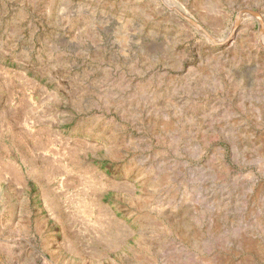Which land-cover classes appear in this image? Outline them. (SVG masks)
I'll list each match as a JSON object with an SVG mask.
<instances>
[{
	"label": "rangeland",
	"instance_id": "1",
	"mask_svg": "<svg viewBox=\"0 0 264 264\" xmlns=\"http://www.w3.org/2000/svg\"><path fill=\"white\" fill-rule=\"evenodd\" d=\"M0 264H264V0H0Z\"/></svg>",
	"mask_w": 264,
	"mask_h": 264
},
{
	"label": "water",
	"instance_id": "2",
	"mask_svg": "<svg viewBox=\"0 0 264 264\" xmlns=\"http://www.w3.org/2000/svg\"><path fill=\"white\" fill-rule=\"evenodd\" d=\"M246 11H249V12H251V13H253V14L259 15V13H258L257 11H255V10L246 9ZM181 15H182L187 21L191 22L192 24L198 25V23H197L194 19H192L191 17H189V16L186 15L185 13H181ZM238 24H239V15H237L236 18H235V24H234V27H233V29H232V32L237 28Z\"/></svg>",
	"mask_w": 264,
	"mask_h": 264
},
{
	"label": "bare ground",
	"instance_id": "3",
	"mask_svg": "<svg viewBox=\"0 0 264 264\" xmlns=\"http://www.w3.org/2000/svg\"><path fill=\"white\" fill-rule=\"evenodd\" d=\"M245 17H248L247 14L241 15V20L244 19ZM263 42V41H262Z\"/></svg>",
	"mask_w": 264,
	"mask_h": 264
}]
</instances>
